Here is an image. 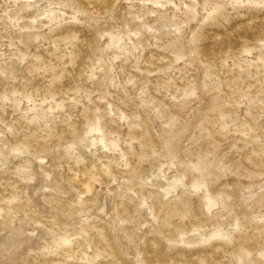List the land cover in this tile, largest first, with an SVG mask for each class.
<instances>
[{"label": "rangeland", "instance_id": "rangeland-1", "mask_svg": "<svg viewBox=\"0 0 264 264\" xmlns=\"http://www.w3.org/2000/svg\"><path fill=\"white\" fill-rule=\"evenodd\" d=\"M0 264H264V0H0Z\"/></svg>", "mask_w": 264, "mask_h": 264}]
</instances>
